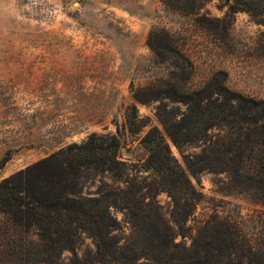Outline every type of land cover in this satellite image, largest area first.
<instances>
[{"label": "rangeland", "instance_id": "rangeland-1", "mask_svg": "<svg viewBox=\"0 0 264 264\" xmlns=\"http://www.w3.org/2000/svg\"><path fill=\"white\" fill-rule=\"evenodd\" d=\"M224 88L231 96L264 101V0H0V183L93 135L103 141L116 136L119 159L127 165L123 177L90 172L94 182L81 185L76 197L121 196L128 183H154L141 142L158 129L199 194L186 238L177 241L190 246L204 226L212 242L215 229L223 237L231 225L264 264L261 190L209 167L204 139L179 146L163 125L166 118L181 123L199 99L203 108L219 105L228 95ZM223 130H209L206 140ZM143 194L147 209L155 207L150 213L173 212L168 192L146 188ZM110 212L117 221L110 239L137 245L139 226L129 213ZM74 244L78 264H99L95 238L81 233ZM62 258L71 264L73 253ZM138 264L155 263L142 258Z\"/></svg>", "mask_w": 264, "mask_h": 264}, {"label": "trees", "instance_id": "trees-1", "mask_svg": "<svg viewBox=\"0 0 264 264\" xmlns=\"http://www.w3.org/2000/svg\"><path fill=\"white\" fill-rule=\"evenodd\" d=\"M162 36L171 43L168 32ZM170 51L193 68L184 52L173 46ZM223 94L219 105L209 103L203 108L201 99L191 102L181 123L163 120L165 130L179 146L204 139L212 154L206 162L210 163L209 167L221 169L237 185L253 191L260 189L264 195V149L258 148V152L254 149V145L264 146V101L231 96L227 88ZM136 98L140 100L139 96ZM197 123L204 127H196ZM213 128L225 130L208 141V131ZM196 131H201V137ZM154 132L156 137L149 133L141 143L148 153L145 169L154 175L155 181L147 186H130L126 182L127 187L121 193L123 198L110 194L90 199L76 197V191H81L84 184L94 182L90 172L94 176L123 177V168L127 165L119 159L122 141L116 136L103 141L93 135L83 146H70L2 181L0 264H67L62 258L67 251L73 253L71 264H78L74 243L81 233L97 240L99 264H138L142 258L155 264H224L225 259L228 264H260L256 249L248 248L231 225L226 226L223 237L215 229L212 242L206 237L204 226L190 246L177 241L179 237L186 238L185 224L199 194L186 171L171 158L166 136L158 129ZM146 188L151 193L155 190L171 194L174 208L169 216L150 213L155 207L147 209L150 203H147L149 196L143 194ZM185 194L188 198L181 199L180 195ZM111 207L129 213L135 227L139 226L137 245L129 247L110 239V231L117 230Z\"/></svg>", "mask_w": 264, "mask_h": 264}]
</instances>
